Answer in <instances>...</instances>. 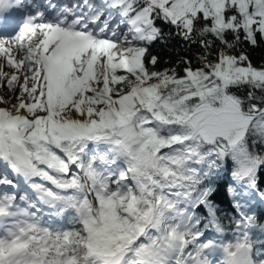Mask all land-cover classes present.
Here are the masks:
<instances>
[{
  "label": "snow or ice",
  "instance_id": "snow-or-ice-1",
  "mask_svg": "<svg viewBox=\"0 0 264 264\" xmlns=\"http://www.w3.org/2000/svg\"><path fill=\"white\" fill-rule=\"evenodd\" d=\"M262 41L264 0H0V264H264Z\"/></svg>",
  "mask_w": 264,
  "mask_h": 264
},
{
  "label": "trees",
  "instance_id": "trees-1",
  "mask_svg": "<svg viewBox=\"0 0 264 264\" xmlns=\"http://www.w3.org/2000/svg\"><path fill=\"white\" fill-rule=\"evenodd\" d=\"M159 26L162 27L166 33V40L163 43L157 41L149 45V52L160 58L158 68L163 69L165 67H170L181 57H194L198 53L199 49L197 47L189 49L178 37H176L170 26L163 25L162 23H159ZM242 47L248 53L254 65L259 66L264 64V41L260 42L256 47H252L248 44H244ZM193 66H195V61H193ZM182 68L183 65H180L178 70ZM230 180L231 176L229 170H222L218 176H213L212 178V184L216 188V191L211 197V200L216 208L217 217L225 229L226 238L231 237V224L228 217L235 215V210L232 206V197L227 192ZM257 183L258 187L264 190V170L258 173ZM252 209L258 221L264 223V202L259 201V199H254L252 201ZM196 212L201 218L202 225L206 223V209L200 207ZM206 235L215 236V229L209 226L206 230Z\"/></svg>",
  "mask_w": 264,
  "mask_h": 264
},
{
  "label": "bare ground",
  "instance_id": "bare-ground-1",
  "mask_svg": "<svg viewBox=\"0 0 264 264\" xmlns=\"http://www.w3.org/2000/svg\"><path fill=\"white\" fill-rule=\"evenodd\" d=\"M46 0H36V2L41 6V8H43L46 3ZM69 0H53L54 3H56L57 5H63L65 3H67ZM0 95H8V90L7 88H0ZM23 192V189L20 191L19 194H21Z\"/></svg>",
  "mask_w": 264,
  "mask_h": 264
},
{
  "label": "rangeland",
  "instance_id": "rangeland-1",
  "mask_svg": "<svg viewBox=\"0 0 264 264\" xmlns=\"http://www.w3.org/2000/svg\"><path fill=\"white\" fill-rule=\"evenodd\" d=\"M65 4H67V5H70V4H72V3H70V1H68L67 3H65Z\"/></svg>",
  "mask_w": 264,
  "mask_h": 264
}]
</instances>
